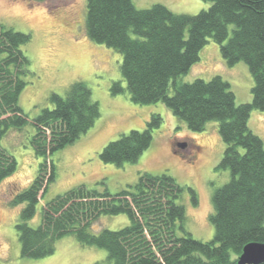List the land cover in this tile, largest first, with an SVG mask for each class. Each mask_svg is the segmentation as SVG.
Listing matches in <instances>:
<instances>
[{
    "label": "trees",
    "instance_id": "16d2710c",
    "mask_svg": "<svg viewBox=\"0 0 264 264\" xmlns=\"http://www.w3.org/2000/svg\"><path fill=\"white\" fill-rule=\"evenodd\" d=\"M209 1L208 9L191 15L162 3L138 8L134 0H86V31L92 40L122 54L121 72L133 102H162L196 132L211 120L219 122L226 144L219 167L230 171V179L212 197L214 237L198 239L187 230L186 208L179 202L185 187L167 172L141 171L135 184L117 194L74 186L43 205L37 227L28 224L56 178L53 153L74 143L101 115L91 88L78 80L65 95L52 93V106L32 120L35 133L29 141L43 161L37 177L13 201L28 203L17 224L23 256L51 255L58 240L74 234L83 245L107 250L108 257L93 264H240L245 245L264 243V141L249 127L252 110L264 111V0ZM209 38L219 44L230 66L240 61L249 66L252 102L237 104L230 82L221 75L179 81L200 60ZM31 39L30 33L0 23V183L18 165L2 139L10 129L22 130L30 123L19 100L28 83L25 77L32 73L23 50ZM124 90L121 80L114 82V93ZM162 121L161 114L153 113L144 130L110 141L101 159L118 165L137 161ZM189 191L197 204L195 190ZM121 213L130 224L91 231L102 214Z\"/></svg>",
    "mask_w": 264,
    "mask_h": 264
},
{
    "label": "rangeland",
    "instance_id": "374dc122",
    "mask_svg": "<svg viewBox=\"0 0 264 264\" xmlns=\"http://www.w3.org/2000/svg\"><path fill=\"white\" fill-rule=\"evenodd\" d=\"M162 3L178 14H197L208 9L209 0H134L138 8ZM0 23L30 33L31 41L23 50L31 60L27 85L20 96V106L29 117L26 128L10 129L2 144L17 159L16 171L0 183V263L2 264H93L108 257L107 250L81 244L74 234L58 240L53 254L43 258L25 257L17 224L27 202L13 201L37 177L42 158L35 154L30 137L35 133L32 120L56 92L65 95L69 86L84 81L98 101L101 115L86 133L74 143L56 151L51 158L56 165V178L37 204L36 215L28 221L37 227L43 205L68 189L85 184L100 192L117 194L138 181L141 171L154 174L167 172L185 187L179 200L186 208L185 226L194 237L210 240L215 229L210 221L213 194L230 179V171L219 167L226 144L218 131L219 122L211 120L201 132L190 130L162 102L138 104L132 101L123 79V56L117 50L92 40L86 31V0H0ZM221 75L231 84L237 104L252 102L254 80L249 66L240 61L230 66L213 38L200 51V60L181 82L197 78L209 80ZM121 80L123 92L114 93V82ZM169 92L172 94L173 88ZM153 113L163 117L154 130L151 145L135 162L107 163L101 159L103 148L122 133L144 130ZM250 129L264 141V111L253 109ZM189 188L197 194L193 203ZM130 224L127 214H102L91 227L93 233L102 228L120 229Z\"/></svg>",
    "mask_w": 264,
    "mask_h": 264
},
{
    "label": "water",
    "instance_id": "95a60500",
    "mask_svg": "<svg viewBox=\"0 0 264 264\" xmlns=\"http://www.w3.org/2000/svg\"><path fill=\"white\" fill-rule=\"evenodd\" d=\"M264 262V243L251 242L245 245L239 256L240 264H259Z\"/></svg>",
    "mask_w": 264,
    "mask_h": 264
}]
</instances>
